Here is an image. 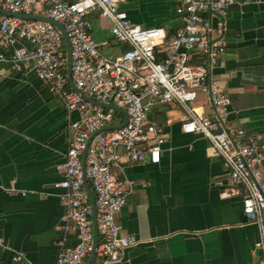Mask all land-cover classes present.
Returning a JSON list of instances; mask_svg holds the SVG:
<instances>
[{"label": "built area", "instance_id": "built-area-1", "mask_svg": "<svg viewBox=\"0 0 264 264\" xmlns=\"http://www.w3.org/2000/svg\"><path fill=\"white\" fill-rule=\"evenodd\" d=\"M253 0H246L252 2ZM120 0H0V61L19 71L35 72L64 105L78 112L63 135L67 140L61 189L65 229L77 232V243L60 251L57 264H119L125 252L139 245L125 235L119 214L133 193L132 182L120 178L123 164L161 161L166 137L151 119L157 106L176 105L184 112L182 130L201 136L212 156L222 160L231 184L243 191V214L258 228L259 264H264V147L261 136L248 135L230 123L231 97L212 72L224 66V26L215 27L237 0H182L177 8L183 26L168 36L163 28L134 24L118 6ZM7 12L12 15H7ZM93 13L109 23L119 54L104 52L110 45L93 36ZM45 17L58 22L71 49V72L78 90L92 100L124 110V116L86 100L70 85L67 52L61 31L53 24L30 19ZM199 57L200 62H195ZM205 95L212 113L195 106ZM99 132V133H98ZM95 135V136H94ZM92 139L83 169V155ZM91 186L97 209L98 245L94 248L92 205L85 182ZM3 239L0 238V244ZM24 255L15 257L19 261Z\"/></svg>", "mask_w": 264, "mask_h": 264}, {"label": "crops", "instance_id": "crops-1", "mask_svg": "<svg viewBox=\"0 0 264 264\" xmlns=\"http://www.w3.org/2000/svg\"><path fill=\"white\" fill-rule=\"evenodd\" d=\"M181 2L120 0L118 6L134 24L172 36L183 26ZM95 14L94 38L119 54L109 23ZM211 19L224 26L228 53L212 75L231 97L230 123L261 136L264 147V62L236 65L264 58V0H237L222 19ZM1 52L8 50L0 45ZM195 106L212 113L205 95ZM183 118L176 105L155 107L151 119L166 137L160 163L123 164L120 178L134 191L118 221L140 243L119 264H259V232L243 214V191L231 184L207 140L183 132ZM78 119L35 72L0 61V264H57L60 251L77 243V232L64 228L62 191L55 184L64 179L63 132Z\"/></svg>", "mask_w": 264, "mask_h": 264}, {"label": "water", "instance_id": "water-1", "mask_svg": "<svg viewBox=\"0 0 264 264\" xmlns=\"http://www.w3.org/2000/svg\"><path fill=\"white\" fill-rule=\"evenodd\" d=\"M2 13L7 14V15L15 16L14 14H9L7 12H2ZM28 18L42 20V21L51 23V24L55 25L61 31V33L63 35V38L65 40V45H66V52H67V76L69 78V82H70L71 87L76 92L80 93L86 100H88V101H90V102H92V103H94L96 105L102 106L104 108H113L115 111L121 113L124 116V123L122 125L112 126V127L106 128L105 130L119 129V128H122L124 125H126V123H127V115H126V112L124 110H122V109H120V108H118L117 106H114V105H106V104L98 103V102L92 100L91 98H89L87 95H85L84 93H82L80 90H78L76 88V86H75V84L73 82V79H72V72H71V62L72 61H71L70 43H69V39L67 37V34L64 31V28L58 22H56L54 20L47 19L45 17L32 16V17H28ZM226 53H228L227 50H226ZM262 62H264V58L263 59L262 58H255V59L247 60L245 62H237L236 65L237 66L253 65V64H258V63H262ZM94 136L89 141V143H88V145L86 147L85 153L83 155V169L84 170H85V161H86V156H87V150H88V147H89L92 139L94 138ZM85 186H86V188L88 190V193H89V196H90L91 205H92V210H93L92 221H93V228H94V248H97L98 239H99L98 226H97V209H96V205H95L94 194H93L92 190L90 189L89 183L87 181L85 182ZM94 258H95V252H93V254H92V256H91V258H90V260L88 261L87 264H91Z\"/></svg>", "mask_w": 264, "mask_h": 264}, {"label": "rangeland", "instance_id": "rangeland-1", "mask_svg": "<svg viewBox=\"0 0 264 264\" xmlns=\"http://www.w3.org/2000/svg\"><path fill=\"white\" fill-rule=\"evenodd\" d=\"M95 16L98 17V13H96ZM103 51H104V52H108V48H104ZM118 113H119V112H118ZM120 115H122V114H120ZM122 116H123V115H122Z\"/></svg>", "mask_w": 264, "mask_h": 264}]
</instances>
